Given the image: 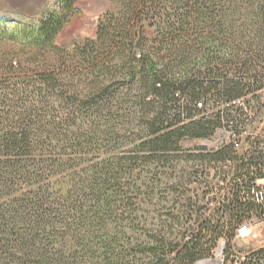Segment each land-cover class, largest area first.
<instances>
[{
  "label": "trees",
  "instance_id": "1",
  "mask_svg": "<svg viewBox=\"0 0 264 264\" xmlns=\"http://www.w3.org/2000/svg\"><path fill=\"white\" fill-rule=\"evenodd\" d=\"M80 1L59 0L38 23L0 19V41L21 45L41 69L37 79L0 84V264H196L221 231L210 223L190 230V216L176 211L148 228L137 215L134 171L237 159L233 145L194 154L181 143L209 138L224 122L241 132L233 107L204 115L196 103L230 104L262 88L264 0H116L121 13L102 18L96 38L61 48ZM244 6L249 41L234 32ZM164 7L175 15L150 38L141 24ZM56 104L72 108L62 122ZM78 122L79 134L56 131ZM127 142L133 147L123 149ZM108 147L122 150L104 156ZM255 153L242 171L262 176Z\"/></svg>",
  "mask_w": 264,
  "mask_h": 264
},
{
  "label": "rangeland",
  "instance_id": "2",
  "mask_svg": "<svg viewBox=\"0 0 264 264\" xmlns=\"http://www.w3.org/2000/svg\"><path fill=\"white\" fill-rule=\"evenodd\" d=\"M58 8L59 0H0V19L38 23L49 10L58 11ZM77 9V14L58 37L57 45L61 48L70 49L74 44L87 38H96L100 20L112 13L119 15L122 11L121 5L116 0H82L77 4ZM164 9L165 12L159 14L158 18H154V14L149 17L145 16L146 20L141 25H144L148 37L156 38L157 28L161 25V22L170 15H175L174 10L166 7ZM247 13V6H244L243 10L237 15L238 23L234 28V32L237 31L236 35H238L239 32L243 31L247 36H250L246 38V41H249V38L255 37V32H253V26H251L253 23L245 19ZM236 45H240V42H236ZM149 47H160V43L151 41ZM245 47L244 44L243 48L245 49ZM262 50V55H264V44ZM15 52L19 54L16 55ZM6 54L10 55L13 64L16 63L14 64L16 70L11 71L7 67L8 63L4 58ZM27 58L28 56L23 55L21 45L9 41H0V84L14 83V81H18L17 79L24 77L37 79L41 69L36 64H29ZM21 62H23L22 67L18 68ZM258 64L261 71L263 70L259 75L262 80L260 84L262 88L230 104L221 103L214 98H210L207 102L211 111L233 107V114L235 119H238L237 122L240 124L242 132L241 142L237 147L239 153L247 148L252 135L257 137L255 141L260 142L259 135L264 133V63L258 62ZM202 69L206 70L205 67ZM232 69L237 68L230 66L225 70L228 73H234ZM55 107L54 114L56 118L54 115L52 117L57 122L66 120L72 111V108L67 109L65 106L57 104ZM80 126H82L80 122L67 123V127H62L56 131L61 135L79 134ZM220 131L218 129L216 134L218 135ZM200 142L201 139H185L181 143L182 150L185 151L184 153L199 154L202 147ZM259 142L258 145L254 146L255 148H259ZM132 147L133 143L127 142L123 149ZM262 147L264 148V145ZM214 148L212 147V149ZM120 150L122 149L117 150L108 147L102 150V154L104 156L112 155ZM236 172L237 167L233 162L212 164L195 160L191 162L187 160L177 161L165 167L152 164L145 168H138L134 171V177L139 179L138 186H141L136 197L137 215L148 220V228L156 229L161 212L176 211L185 214L182 216L183 221L186 215L190 216L189 221L185 219L187 222L184 223V227L194 231L201 230V225L210 222L216 223L219 220L217 210L219 209L218 202L220 201L221 190L214 187V185L218 184V181L224 177H232ZM147 187H149V190H147ZM146 193L150 196H146L147 198L144 200L143 195H146Z\"/></svg>",
  "mask_w": 264,
  "mask_h": 264
},
{
  "label": "built area",
  "instance_id": "3",
  "mask_svg": "<svg viewBox=\"0 0 264 264\" xmlns=\"http://www.w3.org/2000/svg\"><path fill=\"white\" fill-rule=\"evenodd\" d=\"M196 104L198 108L204 109V115L214 112L209 110L204 101H198ZM225 123L218 128L221 130L218 135L216 131L211 137L201 139L202 147L199 151L215 153L233 145L237 159L229 158L212 164L233 162L237 172L232 177L220 179L218 184L214 185L221 190L217 210L219 220L216 223L210 222V225L221 231V234L215 238L211 253L199 259L196 264H264V174H255V167H252L250 174L242 171V167L249 164L251 157L259 154L255 151L259 150L262 153L261 168L264 172V133L259 135V148L254 147L258 142L255 141L257 137L252 135L247 148L239 153L237 147L241 142L242 132L235 131L232 124Z\"/></svg>",
  "mask_w": 264,
  "mask_h": 264
}]
</instances>
